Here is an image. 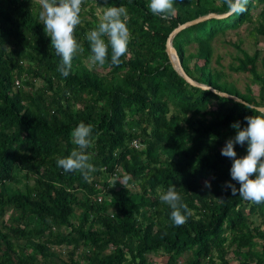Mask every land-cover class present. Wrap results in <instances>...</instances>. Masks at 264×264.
I'll use <instances>...</instances> for the list:
<instances>
[{
    "label": "trees",
    "instance_id": "obj_1",
    "mask_svg": "<svg viewBox=\"0 0 264 264\" xmlns=\"http://www.w3.org/2000/svg\"><path fill=\"white\" fill-rule=\"evenodd\" d=\"M149 3L84 0L74 33L83 52L65 78L39 19L41 4L0 0V218L10 212V222L0 224V264H152L151 254L167 257L165 264H230L229 253L238 264H264V203L225 188L239 184L230 176L232 160L221 155L236 135L233 123L244 128L245 117L264 114L191 86L166 53L178 25L225 14L227 6L183 0L176 16L164 19ZM106 6H123L129 14L128 53L118 67L110 66V45L103 67L88 59L87 33ZM245 24L263 46L249 54L240 41L230 42L241 56L228 70L258 83L255 92L247 86L243 93L211 61L214 40ZM172 46L195 82L264 106V0H249L242 14L182 30ZM81 122L93 126L89 151L96 170L87 182L57 166L76 147L71 132ZM133 140L139 149L131 147ZM246 148L235 146L237 158ZM172 185L192 212L179 227L160 200Z\"/></svg>",
    "mask_w": 264,
    "mask_h": 264
},
{
    "label": "clouds",
    "instance_id": "obj_2",
    "mask_svg": "<svg viewBox=\"0 0 264 264\" xmlns=\"http://www.w3.org/2000/svg\"><path fill=\"white\" fill-rule=\"evenodd\" d=\"M227 6V15L244 13L247 11L249 0H224ZM41 12L39 19L45 26L44 31L51 39V47L60 57L61 63L57 71L62 77L67 78L72 69V62L76 55L83 52V48L75 38V30L81 24V7L84 0H40ZM183 0H150L148 5L154 16L170 19L177 15V10ZM129 14L123 6H106L102 14L101 22L96 29L87 33V40L90 42L89 62L93 66L103 67L108 62V47L111 46L112 55L110 66H119L121 57L128 53V44L131 33L127 26ZM104 37H107V43ZM238 103L244 107L256 111L242 100L237 98ZM247 126L241 128L237 121L231 125L236 130L234 138L226 141L221 155L232 160L230 176L233 181L239 184L226 183L225 188L231 190V194H237L245 201L259 205L264 203V115L245 117ZM72 142L76 147L70 155L58 158L57 166L64 173H80L84 180L92 179L91 173L96 169L90 162L95 153L89 151L93 147V126L81 122L72 132ZM247 145L246 155L237 158L235 146ZM251 177H255L254 179ZM128 177L119 180L121 184L126 183ZM118 181L114 178V183ZM205 187L210 188L211 184L205 181ZM162 203H166L172 209L171 220L179 227L186 223L187 218L192 215L187 204L182 203V198L176 191L174 185L160 196Z\"/></svg>",
    "mask_w": 264,
    "mask_h": 264
},
{
    "label": "rangeland",
    "instance_id": "obj_3",
    "mask_svg": "<svg viewBox=\"0 0 264 264\" xmlns=\"http://www.w3.org/2000/svg\"><path fill=\"white\" fill-rule=\"evenodd\" d=\"M40 3V0H35ZM86 1V0H85ZM92 5H95V0H88ZM89 3L86 5L85 9L89 8ZM102 10L98 8V13ZM101 19L102 15H98ZM251 26L247 24L243 25L239 30L228 31L224 36H219L213 42V56L211 61V66L213 69L222 70L226 74V80L231 82L240 92L245 93L247 86L251 88L253 92L256 91L258 83H255L251 76L246 73H233L228 70V66L234 63L236 56H241L231 45L230 42L240 41L241 47L249 54H252L255 50H260L263 46L261 38H255L250 35ZM194 47V46H192ZM261 57V54L259 55ZM258 69L261 70L260 65ZM39 82H37V85ZM99 180V178H97ZM6 210V211H5ZM3 215L0 218V224L4 221L10 222L8 216L10 212L5 209ZM78 213V211H77ZM259 222V219H255ZM62 232H64L62 230ZM65 233V232H64ZM63 253V252H62ZM227 259H229L230 264H238L239 260L233 258L231 253L228 254ZM244 259V258H242ZM150 260L152 264H165L167 257L161 254H151Z\"/></svg>",
    "mask_w": 264,
    "mask_h": 264
},
{
    "label": "water",
    "instance_id": "obj_4",
    "mask_svg": "<svg viewBox=\"0 0 264 264\" xmlns=\"http://www.w3.org/2000/svg\"><path fill=\"white\" fill-rule=\"evenodd\" d=\"M230 15H227L226 13L225 14H221V15H217V14H214V13H209L205 16H202V17H199V18H196L194 20H191V21H188V22H185L181 25H178L168 36V39L166 41V53H167V56L169 58V61H170V64L171 66L173 67V69L188 83L190 84L191 86H194V87H197V88H201L203 90H209V91H212L214 93H216L217 95L221 96V97H224V98H227V99H231V100H234L237 102V96H234V95H230L228 93H224V92H218L216 91L215 89H213L212 87H209V86H206V85H203V84H199L197 82H195L193 79H191L184 71L182 65H181V61L179 59V56L177 54V51L175 50V48L172 46V39L178 34L180 33L182 30L184 29H187L197 23H200V22H203V21H206L208 19H211V18H215V19H222V18H226ZM239 100H242L239 98ZM243 101V100H242ZM245 102V101H243ZM246 103V102H245ZM248 104V103H246ZM250 105V104H248ZM251 106V105H250ZM252 108H255L257 111L261 112L262 114H264V106L263 107H254V106H251Z\"/></svg>",
    "mask_w": 264,
    "mask_h": 264
},
{
    "label": "built area",
    "instance_id": "obj_5",
    "mask_svg": "<svg viewBox=\"0 0 264 264\" xmlns=\"http://www.w3.org/2000/svg\"><path fill=\"white\" fill-rule=\"evenodd\" d=\"M16 84L18 85V82H16ZM131 147L134 148V149H139L141 147V144L138 141L133 140L131 142ZM100 201H101V199L98 198V202H100Z\"/></svg>",
    "mask_w": 264,
    "mask_h": 264
}]
</instances>
